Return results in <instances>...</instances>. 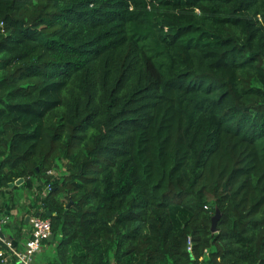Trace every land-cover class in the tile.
<instances>
[{
	"label": "trees",
	"instance_id": "obj_1",
	"mask_svg": "<svg viewBox=\"0 0 264 264\" xmlns=\"http://www.w3.org/2000/svg\"><path fill=\"white\" fill-rule=\"evenodd\" d=\"M262 83L264 0H0V190L66 160L37 262L264 264Z\"/></svg>",
	"mask_w": 264,
	"mask_h": 264
},
{
	"label": "built area",
	"instance_id": "obj_2",
	"mask_svg": "<svg viewBox=\"0 0 264 264\" xmlns=\"http://www.w3.org/2000/svg\"><path fill=\"white\" fill-rule=\"evenodd\" d=\"M47 174L50 176L51 171H47ZM51 189V184H46L44 186V191H49ZM7 222L6 216H0V231L2 226ZM29 237L25 241V244L22 249L16 248L12 241L9 239H1L4 243V246L8 250L11 256L15 257L17 263L20 264H40L36 261V256L41 250V242L44 239H47L51 234V223L49 218H42L40 216L29 217ZM187 249L191 250V242L188 239ZM0 256H2L3 261H6L4 257V250H0Z\"/></svg>",
	"mask_w": 264,
	"mask_h": 264
},
{
	"label": "rangeland",
	"instance_id": "obj_3",
	"mask_svg": "<svg viewBox=\"0 0 264 264\" xmlns=\"http://www.w3.org/2000/svg\"><path fill=\"white\" fill-rule=\"evenodd\" d=\"M262 86L264 87V83H262ZM65 164H66V160L62 159L60 160L59 164L56 165L54 168L50 169L49 171L52 172V174L49 176H44L43 178H41L42 180L38 181V180H33L32 181H27L25 184V189L23 191V194L26 196L27 199L31 200V198L33 200H31V202L33 203V206L35 208H39V204L42 201V199L45 197V195L47 194V191H42L41 187L44 186V184H51L53 183L56 179L58 180L59 178H61V176L64 174V169H65ZM47 181V183H46ZM33 183V185H32ZM33 186L35 188V191L33 189ZM3 191L0 190V204L1 203H7L8 206H12V207H16L17 201H14V199H11V197L6 196L5 194H2ZM31 194V195H30ZM24 212L25 209L23 207V205H21L20 203H18V210H17V214L16 215H11L10 213H5L8 216V221L6 224H8L6 227H2V232L7 235L12 234V223L15 222L14 217H18V218H22L24 216ZM0 216H3V214H1ZM219 216V211L215 208L214 212L211 215V218H216ZM17 220V219H16ZM217 221V220H216ZM14 234V233H13ZM55 234H54V237ZM52 238V239H53Z\"/></svg>",
	"mask_w": 264,
	"mask_h": 264
},
{
	"label": "crops",
	"instance_id": "obj_4",
	"mask_svg": "<svg viewBox=\"0 0 264 264\" xmlns=\"http://www.w3.org/2000/svg\"><path fill=\"white\" fill-rule=\"evenodd\" d=\"M22 185H20L18 188H14L12 190H3L2 194H5L6 196L11 197V199H14V201H17L16 207H12V206H8L7 203H1L0 204V215L3 214V216L7 217V221H8V216L5 214L10 213L11 215H16L17 214V210H18V203H20L21 205H23L24 209L26 212H24V216L22 218H18V217H14L15 222L12 223L13 225L12 227V234H5V238L6 239H14L16 241H18V249H22L25 241L27 240V238L29 237V231H30V225H29V219L28 221L26 220V217H32V216H36V214H40L42 212V208H35L33 206V203L31 202V200H33L31 198V200L27 199L26 196L23 194L25 187V181L23 180V182L21 183ZM33 185V183H32ZM45 186V185H44ZM44 186L42 187V191H44ZM11 188V187H10ZM33 189L35 191V188L33 186ZM31 195V194H30ZM17 219V220H16ZM23 220V226H22V234L21 236H19V238L17 237L18 234H16V230L17 227H21V223ZM38 255L36 256V261L38 260ZM133 264H141L140 261H135Z\"/></svg>",
	"mask_w": 264,
	"mask_h": 264
},
{
	"label": "water",
	"instance_id": "obj_5",
	"mask_svg": "<svg viewBox=\"0 0 264 264\" xmlns=\"http://www.w3.org/2000/svg\"><path fill=\"white\" fill-rule=\"evenodd\" d=\"M23 182V179L22 178H19V179H17L16 181H14V182H11V183H8V186L9 187H13V186H15V185H20L21 183ZM71 204V201L67 204V206H66V208L67 207H69V205ZM50 212H47V216H49L50 217ZM220 215V214H219ZM36 216H39V214H36ZM219 218V216L218 217H216V218H211V231L212 232H215V230H216V220ZM28 219H29V216H27L26 217V220L28 221ZM54 237V233H51L50 234V236L47 238L48 240H51L52 238ZM5 238V236H4V233L2 232V230L0 231V245L1 246H4V243H3V241L1 240V239H4Z\"/></svg>",
	"mask_w": 264,
	"mask_h": 264
}]
</instances>
